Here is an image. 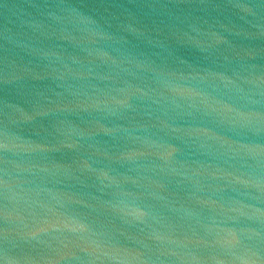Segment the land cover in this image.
I'll return each instance as SVG.
<instances>
[{
  "label": "water",
  "instance_id": "95a60500",
  "mask_svg": "<svg viewBox=\"0 0 264 264\" xmlns=\"http://www.w3.org/2000/svg\"><path fill=\"white\" fill-rule=\"evenodd\" d=\"M0 264H264V0H0Z\"/></svg>",
  "mask_w": 264,
  "mask_h": 264
}]
</instances>
